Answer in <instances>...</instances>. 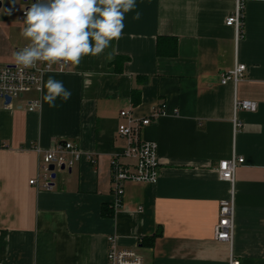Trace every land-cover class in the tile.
<instances>
[{
    "label": "crops",
    "instance_id": "obj_1",
    "mask_svg": "<svg viewBox=\"0 0 264 264\" xmlns=\"http://www.w3.org/2000/svg\"><path fill=\"white\" fill-rule=\"evenodd\" d=\"M17 6L22 11L20 2L0 5V66L13 63L27 42ZM234 9V0H136L111 48L46 73L43 83L50 76L63 81L69 100L49 107L41 99L40 109L29 110L35 94L12 108L0 98V264H108L112 237L119 248L137 247L147 264H228L232 255L241 264H264V0H245L239 37L226 25ZM159 37L176 38V51L168 40L160 53ZM237 63L247 66L245 76L222 84ZM236 100L257 108L236 111ZM162 102L167 114L142 131L158 144L160 178L128 183L110 217L104 207L115 202L112 160L131 163L122 156L120 112L150 116ZM64 141L96 163L85 156L57 170L51 189L30 184L42 153ZM233 155L244 162L231 183L216 167ZM232 197L229 244L215 238V227L221 200ZM155 234L153 246L141 245Z\"/></svg>",
    "mask_w": 264,
    "mask_h": 264
},
{
    "label": "built area",
    "instance_id": "obj_2",
    "mask_svg": "<svg viewBox=\"0 0 264 264\" xmlns=\"http://www.w3.org/2000/svg\"><path fill=\"white\" fill-rule=\"evenodd\" d=\"M235 9L226 18V25L236 29L237 36L241 35L245 19V0H234ZM15 2H20L23 6L19 15V20L23 23L24 12L31 6L35 0H0V5L6 7ZM24 43L20 49L26 46ZM54 70L53 66L39 63L35 68L20 69L15 63H8L0 66V98L6 108H12L15 99L28 98L35 94L34 98L29 99V110H38L41 107V88L46 73ZM58 70H61L58 67ZM247 66L237 63L235 67L221 75V83L227 84L233 82L237 84L244 76ZM7 97L11 101L7 103ZM40 103H35L36 101ZM257 103L250 100H236L235 110L246 109L256 110ZM177 113L178 110H174ZM167 114V106L162 102L150 116L137 117L131 110H121L120 117L124 120L118 126V134L127 141L122 156L131 160V163H124L118 156L112 160V192L115 197L113 208L122 205L123 197L126 192V185L130 182L136 183H156L161 175V162L158 156V144L156 141L147 140L142 137V131L145 126L150 125L159 116ZM235 125L241 126V123L235 118ZM87 157L92 163L96 159L83 152L78 145L73 142L64 141L58 143L56 149L42 153L39 164L40 174L30 180V184L38 188L51 189L53 187V172L70 169L77 161ZM244 162L243 157L233 155L229 159L220 160L216 170L222 180L233 183L235 181L236 171L240 164ZM51 165L54 169H51ZM235 236V205L233 197L224 199L220 202L219 221L215 227V238L229 244L233 243ZM108 264H147L144 256L138 248H119L115 238H110L108 249ZM228 264H241L240 260L230 257Z\"/></svg>",
    "mask_w": 264,
    "mask_h": 264
},
{
    "label": "clouds",
    "instance_id": "obj_3",
    "mask_svg": "<svg viewBox=\"0 0 264 264\" xmlns=\"http://www.w3.org/2000/svg\"><path fill=\"white\" fill-rule=\"evenodd\" d=\"M135 8L136 0H35L24 12L20 31L28 43L13 52L14 63L20 71L35 68L38 62L63 70L78 66L86 56L98 57L121 39L126 14ZM132 18L138 20L140 12ZM114 52L113 48L106 59L111 60ZM41 92L49 107H56L58 98H71L63 81L51 76Z\"/></svg>",
    "mask_w": 264,
    "mask_h": 264
},
{
    "label": "trees",
    "instance_id": "obj_4",
    "mask_svg": "<svg viewBox=\"0 0 264 264\" xmlns=\"http://www.w3.org/2000/svg\"><path fill=\"white\" fill-rule=\"evenodd\" d=\"M172 41L173 43V45H172V49H171V52H174V51H176V49H177V39L176 38H168V37H159V40H158V51L161 53V42H163V41ZM133 100H134V103L135 104H137L138 102H139V94L138 93H134L133 94ZM104 213L106 214V215H108V216H110V217H112L113 216V214H114V208L112 207V206H110V207H104ZM156 236H158V234H155L154 236H152V237H149V238H143L142 240H141V245L142 246H153L154 245V243H155V238H156Z\"/></svg>",
    "mask_w": 264,
    "mask_h": 264
},
{
    "label": "water",
    "instance_id": "obj_5",
    "mask_svg": "<svg viewBox=\"0 0 264 264\" xmlns=\"http://www.w3.org/2000/svg\"><path fill=\"white\" fill-rule=\"evenodd\" d=\"M11 101V98L10 97H7V103H9ZM51 169H54V166L53 165H51ZM65 169V166H62V170H64ZM56 176V172H53V177H55Z\"/></svg>",
    "mask_w": 264,
    "mask_h": 264
},
{
    "label": "rangeland",
    "instance_id": "obj_6",
    "mask_svg": "<svg viewBox=\"0 0 264 264\" xmlns=\"http://www.w3.org/2000/svg\"><path fill=\"white\" fill-rule=\"evenodd\" d=\"M18 7V6H17ZM19 8V11H21V8L20 7H18Z\"/></svg>",
    "mask_w": 264,
    "mask_h": 264
}]
</instances>
